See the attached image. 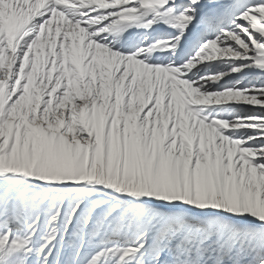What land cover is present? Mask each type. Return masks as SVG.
<instances>
[{
  "label": "snow or ice",
  "instance_id": "obj_1",
  "mask_svg": "<svg viewBox=\"0 0 264 264\" xmlns=\"http://www.w3.org/2000/svg\"><path fill=\"white\" fill-rule=\"evenodd\" d=\"M0 264H264V0H0Z\"/></svg>",
  "mask_w": 264,
  "mask_h": 264
}]
</instances>
